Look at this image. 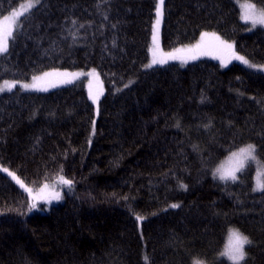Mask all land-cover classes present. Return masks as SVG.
<instances>
[{"label":"trees","instance_id":"16d2710c","mask_svg":"<svg viewBox=\"0 0 264 264\" xmlns=\"http://www.w3.org/2000/svg\"><path fill=\"white\" fill-rule=\"evenodd\" d=\"M26 1L0 0V19ZM236 1L164 0L159 48L216 33L264 66V28ZM245 1L264 11V0ZM158 3L39 0L18 19L0 84L54 69L95 70L100 83L95 103L87 77L0 94V264H233L221 255L232 229L251 241L240 264H264L254 163L236 181L213 175L250 144L264 166V72L215 53L148 67ZM9 172L33 195L60 175L73 183L29 211Z\"/></svg>","mask_w":264,"mask_h":264},{"label":"snow or ice","instance_id":"6c2138e0","mask_svg":"<svg viewBox=\"0 0 264 264\" xmlns=\"http://www.w3.org/2000/svg\"><path fill=\"white\" fill-rule=\"evenodd\" d=\"M28 3V9L35 7L37 3H39V0H27ZM163 4L164 0H159V3L156 8V23L153 30V49H152V60L151 64L147 65L148 67H151L155 64H165L168 62L169 59L171 60H181L183 63H187L188 60H196L201 55H212L216 54L215 58L221 59L224 55H230V58L236 59L241 61L243 64L247 65L250 68H257L258 66L255 64H250L248 60H246L244 57L237 55L233 51V45L230 44L226 40H222L216 33H203L200 37V41L197 42L195 45H191L185 48H177L173 50L172 52L163 53L161 49L159 48L158 43V33H159V25L161 23V17L163 15ZM245 14L243 16V19L245 21H251L252 27H255L257 24L264 25V11H261L259 13H256L254 11H251L255 8V5H245ZM21 15L23 13H20ZM13 18L17 16V13L13 12L11 14ZM5 19H8V17H5ZM9 38H13V30L12 27H4L0 28V54L6 53L8 51V42ZM264 68V66H261ZM95 74V70H93L92 73H89V75ZM81 75L80 73H44L43 76H34L33 83L32 84H24L22 85L23 88L28 89H39L46 91L47 88L40 89L41 82L45 81V78L47 77H63L65 79H62L61 83H71L72 80L69 79V77H78ZM16 82H5V87H0V92L4 91L5 88L8 91H11L13 87H15ZM52 86H55L54 84ZM90 98L93 100V102H97V96L91 95ZM234 156H239L243 159H251L255 160V145H248L247 148L241 149L240 153H234ZM241 167L238 166L232 170H222L217 169L216 173L213 175L215 177H218L220 180L227 181L232 180L236 181L237 176L236 172L240 171ZM5 172H8L7 169H4ZM9 175L22 187L29 193V195L32 197L33 203L29 205V211L36 208V201L37 199H45L48 202H51V200H59L61 198L60 193L55 191L54 185H49L48 183L43 184L41 188H39L36 195H33V189L30 187H27L22 180H20L14 173L9 172ZM55 183H59L62 185H66L69 188L72 186V181L69 179H66L64 176L60 175L58 177V180ZM182 187L186 188V185H181ZM259 190L264 191V183H258L257 185ZM171 207L176 208L179 207V205L173 204ZM137 219L140 220L142 217L137 216ZM251 241L248 239L247 236L240 233L238 230H231L228 238V243L226 244L224 251L221 253V255L226 256L229 260L233 262V264H240L241 261L245 259V245L250 244ZM147 259V257H145Z\"/></svg>","mask_w":264,"mask_h":264},{"label":"rangeland","instance_id":"374dc122","mask_svg":"<svg viewBox=\"0 0 264 264\" xmlns=\"http://www.w3.org/2000/svg\"><path fill=\"white\" fill-rule=\"evenodd\" d=\"M237 3V6L241 12V19L246 22L247 24H249L250 27H252L251 25V21H245L243 19V16L245 14V5H254L248 1H245V0H237L236 1ZM256 8V6H255ZM28 3L27 1L25 3H23L19 8H17L16 10H14L13 12L17 13V16L15 18H13L11 16V14L13 12H11L10 14H8L7 16L5 17H8V19H5V17L1 18L0 19V28H4V27H12V30H14V27L18 21V19L28 11ZM251 11H254V10H251ZM20 13H23L22 15ZM243 14V15H242ZM256 26H260V27H263L264 28V25H261V24H257ZM254 28V27H252ZM10 39V38H9ZM8 45H9V42H8ZM222 59H225V57H222ZM241 62V61H239ZM242 63V62H241ZM243 64V63H242ZM245 65V64H244ZM247 66V65H246ZM258 70L260 71H263L264 72V68H262L261 66H258L257 67ZM55 72H58V73H80L81 75H79L78 77H69V79L72 80L71 83H61L60 81L62 79H65L63 77H47L45 78V81L41 82L40 84V89H43V88H47L46 91H49V90H52V89H55V88H58V87H61V86H65V85H69V84H72L76 81L79 80L80 77H82L84 79V77H87V81L90 83V85L92 86V95H97V92L96 90L99 88L97 85L100 83H98L99 79H98V76L96 74H93V75H89L88 74H84L85 72L81 71V70H62V69H54V70H49V71H46L44 73H55ZM39 74L37 76H43V74ZM5 82H16L15 84V87H13L12 89L16 88V87H21L22 89L24 90H30V91H44V90H39V89H32V88H28V89H25L22 87V85L24 84H32L33 83V79H30L29 81H17V80H6L4 81L3 83L0 84V87H5ZM55 85V86H52V85ZM11 89V90H12ZM8 91L6 88L4 91L0 92L3 93V92H6ZM99 99V98H98ZM238 153H240V150L238 151ZM255 153H256V150H255ZM257 156V154H255V157ZM247 159H243L239 156H234V157H230V159H228L227 161H225L222 166H220L219 168L217 169H222V170H232L238 166L241 167V170L242 168H244L245 164H249L250 162L254 163L255 167H256V172H257V178H256V185H258V183H263L264 182V166L257 160V158L255 160H251L248 162V163H244ZM229 161V162H228ZM254 161V162H253ZM231 164L230 167H228V165ZM217 171V170H216ZM215 171V173H216ZM237 173L238 171L236 172V176H237ZM218 178V177H217ZM219 179V178H218ZM58 179L54 180V181H51V182H47L49 185H54V189L55 191L59 192L60 193V196L61 198L59 200H51V202H48L47 200L45 199H37L36 201V204H39V203H44L47 206H51L53 204H56L60 201L63 200L64 198V194H65V190L68 188V186L66 185H62V184H59V183H55ZM220 180V179H219ZM220 181H223V180H220ZM43 185H41L39 188H41ZM39 188L36 189L35 191V195L37 194ZM30 200H31V203H33V200H32V197L30 196ZM232 230H235V229H232ZM228 243V241H227ZM228 259V258H227ZM231 262V260H230ZM233 263V262H231ZM201 264V263H199Z\"/></svg>","mask_w":264,"mask_h":264},{"label":"bare ground","instance_id":"6f19581e","mask_svg":"<svg viewBox=\"0 0 264 264\" xmlns=\"http://www.w3.org/2000/svg\"><path fill=\"white\" fill-rule=\"evenodd\" d=\"M199 263H203V262H201V261H195L193 264H199Z\"/></svg>","mask_w":264,"mask_h":264}]
</instances>
